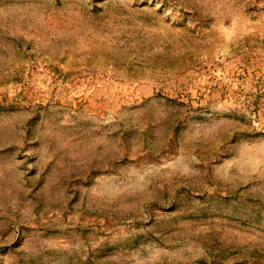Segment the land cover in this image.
Returning <instances> with one entry per match:
<instances>
[{
    "label": "rangeland",
    "instance_id": "374dc122",
    "mask_svg": "<svg viewBox=\"0 0 264 264\" xmlns=\"http://www.w3.org/2000/svg\"><path fill=\"white\" fill-rule=\"evenodd\" d=\"M0 264H264V0H0Z\"/></svg>",
    "mask_w": 264,
    "mask_h": 264
}]
</instances>
